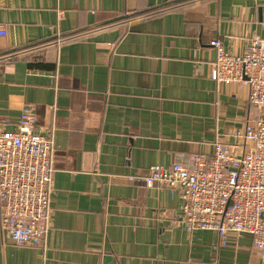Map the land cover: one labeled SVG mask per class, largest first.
I'll return each mask as SVG.
<instances>
[{"label": "crops", "instance_id": "1", "mask_svg": "<svg viewBox=\"0 0 264 264\" xmlns=\"http://www.w3.org/2000/svg\"><path fill=\"white\" fill-rule=\"evenodd\" d=\"M0 24V131L33 105L54 139L46 241L14 245L0 215V264H264L248 235L187 232L177 190L129 180L262 112L211 79V42L264 40V0H0Z\"/></svg>", "mask_w": 264, "mask_h": 264}, {"label": "built area", "instance_id": "2", "mask_svg": "<svg viewBox=\"0 0 264 264\" xmlns=\"http://www.w3.org/2000/svg\"><path fill=\"white\" fill-rule=\"evenodd\" d=\"M211 46L217 55L211 79L247 85L250 103L262 112L233 132V143L216 139L213 154L179 155L171 166L129 180L177 190L187 232L213 231L223 247L230 235H248L264 258V40L253 39L242 55L227 52L219 39ZM36 124L35 107L26 105L18 130L0 131L1 225L18 247L43 246L50 230L54 139Z\"/></svg>", "mask_w": 264, "mask_h": 264}]
</instances>
